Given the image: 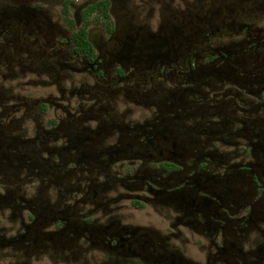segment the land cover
Here are the masks:
<instances>
[{
  "label": "flooded vegetation",
  "instance_id": "obj_1",
  "mask_svg": "<svg viewBox=\"0 0 264 264\" xmlns=\"http://www.w3.org/2000/svg\"><path fill=\"white\" fill-rule=\"evenodd\" d=\"M0 264H264V0H0Z\"/></svg>",
  "mask_w": 264,
  "mask_h": 264
}]
</instances>
